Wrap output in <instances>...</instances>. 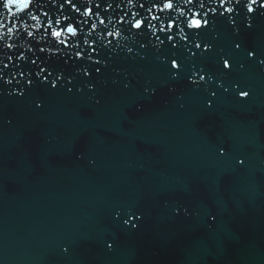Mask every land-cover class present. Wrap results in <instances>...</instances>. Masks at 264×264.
Masks as SVG:
<instances>
[{"label": "water", "instance_id": "1", "mask_svg": "<svg viewBox=\"0 0 264 264\" xmlns=\"http://www.w3.org/2000/svg\"><path fill=\"white\" fill-rule=\"evenodd\" d=\"M5 2L0 264H264V0Z\"/></svg>", "mask_w": 264, "mask_h": 264}, {"label": "snow or ice", "instance_id": "2", "mask_svg": "<svg viewBox=\"0 0 264 264\" xmlns=\"http://www.w3.org/2000/svg\"><path fill=\"white\" fill-rule=\"evenodd\" d=\"M255 3H257V0H251V3L247 5L249 12L253 11V9L251 7V4H255ZM30 4H31V0H6V2L4 3V7L8 8L9 11H11L12 6H16L18 10L24 11L26 9H29ZM166 7L171 8L172 7V4L169 3V4L166 5ZM261 7H264V5H261ZM33 18H35V17H33ZM193 24L195 26L199 27L200 26V21L194 20L193 21ZM135 27H137V28L141 27V22L138 21L136 23ZM68 31L69 32H72L73 34L75 33V29L74 28H71V27L68 28ZM60 34H61L60 32H56L55 33V35H57V36H59ZM237 47H239V45H237ZM77 55H79V53H77ZM250 55H254V53H250ZM97 63H98V61H97ZM261 63H264V61H261ZM172 66L173 67H178V65L175 63V61H173ZM228 66L229 65L227 64V62H225V67H228ZM97 71H99V69H97ZM38 75H39V73H38ZM203 78L204 77L201 76V79H203ZM45 79H47V77H45ZM29 83H30V81H29ZM240 95L246 96L247 95V92L242 91L240 93ZM240 163L243 164V161L241 160ZM126 223H128V222L126 221ZM109 247H111V245H109ZM64 251L67 252L68 249L65 248Z\"/></svg>", "mask_w": 264, "mask_h": 264}]
</instances>
